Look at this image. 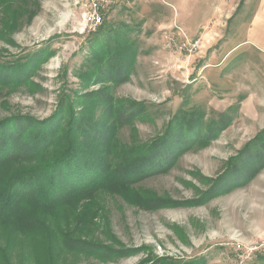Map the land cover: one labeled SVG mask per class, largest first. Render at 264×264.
<instances>
[{
  "label": "rangeland",
  "instance_id": "374dc122",
  "mask_svg": "<svg viewBox=\"0 0 264 264\" xmlns=\"http://www.w3.org/2000/svg\"><path fill=\"white\" fill-rule=\"evenodd\" d=\"M12 1L0 65L29 71L0 72V121L16 127L0 145L31 147L11 136L46 123L57 139L113 131L129 151L163 137L156 170L84 201L91 219L57 264H237L264 241V0H111L89 32L85 0ZM180 30L201 49L168 48Z\"/></svg>",
  "mask_w": 264,
  "mask_h": 264
},
{
  "label": "trees",
  "instance_id": "16d2710c",
  "mask_svg": "<svg viewBox=\"0 0 264 264\" xmlns=\"http://www.w3.org/2000/svg\"><path fill=\"white\" fill-rule=\"evenodd\" d=\"M12 2L0 0V9L8 10L1 18L7 31L15 26L13 10L22 14ZM11 69L29 71L0 65L2 74ZM11 122L3 119L0 129L6 125L16 129ZM59 126H34L33 133L17 128L12 142L18 135L33 134L31 147L0 145V264L62 263L61 256L75 249L68 242L71 224L84 225L91 219L90 201L84 204L85 200L94 199L104 188L121 186L126 169L128 173L156 170L151 160L160 152L162 145L157 147L163 137L129 151L115 142L113 131L86 137L92 133L81 130L85 136L77 140L68 126L57 139ZM170 157H164L165 166L172 163ZM24 245L29 247L25 251Z\"/></svg>",
  "mask_w": 264,
  "mask_h": 264
},
{
  "label": "built area",
  "instance_id": "2783aa9c",
  "mask_svg": "<svg viewBox=\"0 0 264 264\" xmlns=\"http://www.w3.org/2000/svg\"><path fill=\"white\" fill-rule=\"evenodd\" d=\"M111 0H85V6L82 11V23L87 32L96 30L103 22L102 15L106 9V5ZM180 40L177 41L175 37L167 39V47L184 51L187 55H191L201 49V39H188L180 30ZM241 248L238 245V249ZM258 255H264V241L253 244L247 249H240L237 257V264H249Z\"/></svg>",
  "mask_w": 264,
  "mask_h": 264
}]
</instances>
